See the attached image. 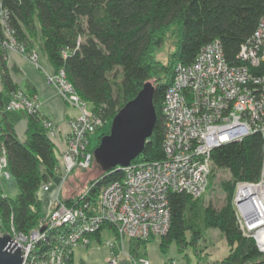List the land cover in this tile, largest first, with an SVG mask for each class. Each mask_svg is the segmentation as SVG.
Returning <instances> with one entry per match:
<instances>
[{
    "label": "trees",
    "instance_id": "obj_1",
    "mask_svg": "<svg viewBox=\"0 0 264 264\" xmlns=\"http://www.w3.org/2000/svg\"><path fill=\"white\" fill-rule=\"evenodd\" d=\"M0 1L16 41L28 48L41 47L52 62L54 72L63 68L79 95L106 122L111 124L118 110L135 97L145 82L154 84L157 118L133 162L164 157L162 102L176 64L193 62L199 51L214 40L221 44L230 63H239L241 44L264 16V0ZM170 34L177 37V47L164 63L154 57V50ZM8 52V48L0 47V73L10 96L20 87L8 67ZM28 93L35 94L31 90ZM3 105L0 91V146L6 149L8 167L19 192L16 197L7 195L0 184V229L10 231L14 226L18 231L29 233L43 217L39 190L59 173L60 153L39 111L25 112L29 125L22 140ZM106 132L97 130L93 135L89 146L92 153ZM263 145L264 137L255 132L214 148L212 158L216 167L230 172V178L220 183L226 192L225 203L217 208L210 202L203 205V195L193 197L185 192H172L169 196L171 224L168 232L160 237L161 251L167 252L172 243L182 251L190 244L195 245L205 228L216 227L226 239L229 251L211 264H264V253L239 226L233 201L238 181L260 178ZM93 161L96 162L94 156ZM121 175L122 171L114 167L91 179L87 188L89 199H95L107 183ZM74 191L65 197L61 190L59 196L70 204L86 190ZM101 232L100 229L94 234L98 240Z\"/></svg>",
    "mask_w": 264,
    "mask_h": 264
},
{
    "label": "built area",
    "instance_id": "obj_2",
    "mask_svg": "<svg viewBox=\"0 0 264 264\" xmlns=\"http://www.w3.org/2000/svg\"><path fill=\"white\" fill-rule=\"evenodd\" d=\"M0 25V47L16 49L37 63L38 50L13 37L1 1ZM237 57L239 63H230L221 44L214 40L193 62H178L162 102L164 157L116 166L121 177L107 183L95 199H89L86 189L70 204L59 196L61 184L76 166H91L94 153L89 146L105 120L79 95L63 68L47 74V81L80 111L69 122L58 166L61 183L49 211L29 233L14 226L9 231L23 251L22 264H71L75 249L91 245L92 237L102 228H111L115 236V241H106L110 247L107 262L120 264L116 243L123 247L126 239L165 235L171 224L170 194L185 192L199 197L206 192L215 147L255 132L264 137V16L241 44ZM3 108L39 111L36 95L21 88L9 96ZM42 123L50 136L55 135L54 120L44 117ZM3 176L10 177L11 172L1 145L0 180ZM52 183L51 179L42 184L39 192L49 190ZM233 201L242 232L264 253V160L258 180L236 183ZM129 256L133 264L150 263L146 256ZM168 264L180 263L173 258Z\"/></svg>",
    "mask_w": 264,
    "mask_h": 264
},
{
    "label": "rangeland",
    "instance_id": "obj_3",
    "mask_svg": "<svg viewBox=\"0 0 264 264\" xmlns=\"http://www.w3.org/2000/svg\"><path fill=\"white\" fill-rule=\"evenodd\" d=\"M177 37L174 34H170L165 36L163 42L156 46L154 50V57L164 63L169 60L170 55L176 50L177 47ZM112 122V121H111ZM111 124L109 122H104L102 126H99L98 131H106L109 132ZM102 168L97 162H92L91 166L84 168L80 165L76 166L63 180L61 184L62 195L68 197L71 195L73 190L74 193H78L79 191H84L88 188L91 179L99 176L102 173ZM214 174L210 178V184L203 194L202 203L203 205L212 203L215 207H221L226 201V192L221 187V181L227 180L230 178V172L224 168H215ZM59 177V175H58ZM57 177V178H58ZM0 184L2 190L7 195L12 197H16L19 188L14 176L6 177L3 176L0 180ZM43 192V191H42ZM43 213H47L45 211V204L43 203ZM101 239L94 235L92 237L91 245L87 246V249L84 248H76L75 249V258L72 264H108V256L110 254V247L106 245V241L111 239L115 241L114 232L111 228L101 230ZM128 241V239H126ZM133 246L135 248L132 249L135 256L139 257L141 255H148L151 259V263L149 264H162L159 260L161 256L164 255L162 251L159 249V237H152L148 242L138 243L135 239L132 240ZM227 243V242H226ZM119 244L116 243V247L118 248ZM196 253H190L192 255V261L197 260L199 263H211L214 259L220 258L225 253L228 252L225 238L219 228L216 227H208L203 230V236L199 238L195 245H188V250H193ZM208 249L207 253L206 250ZM227 251V252H226ZM168 253V252H167ZM169 253H176L175 245L172 243L169 248ZM181 261H185V257L179 255ZM123 255L119 257V262L124 259ZM191 258V257H190ZM127 259V258H125ZM131 263V262H130ZM137 264H146L144 262H138Z\"/></svg>",
    "mask_w": 264,
    "mask_h": 264
},
{
    "label": "crops",
    "instance_id": "obj_4",
    "mask_svg": "<svg viewBox=\"0 0 264 264\" xmlns=\"http://www.w3.org/2000/svg\"><path fill=\"white\" fill-rule=\"evenodd\" d=\"M36 49L38 50L37 63L30 60L16 49L9 50L7 63L12 78L19 85V87L21 89H25L27 92L31 90L36 94L40 114L44 117L51 118L56 122L57 130L55 135L51 136V138L55 143L56 149L60 153L66 148V135L70 130V126H69L70 119L76 116L80 110L78 107L68 103L63 98L59 88L55 84L49 83L47 81V74L54 72L55 70L54 66L41 47H37ZM0 91L2 92V98L5 103L8 100L9 95L4 89L1 73H0ZM5 111H6L5 112L6 116L10 120H12L18 137L24 140L26 138L28 125H29L28 115L20 110H5ZM57 177L58 175H56L52 179L53 183L49 190L39 192L42 200V213L44 212L43 203L45 204V211L47 210V208L49 211L53 199L56 196L57 187L61 183V177L60 176L58 178ZM43 215H45V213H43ZM226 242L227 241L225 239V244L227 250L229 251V246L228 243ZM173 244L175 245L176 253H169V249L167 251L168 253L162 251L164 255L161 256V258H159L162 264H168V262L173 258L179 260L180 264L199 263L197 260L196 261L191 260L193 255L192 253L193 252L196 253L194 249L191 251L190 250L186 251L188 247H185L182 251H180L176 246V244L175 243ZM158 246L160 249V237H159ZM79 248L87 249L86 247H82V246H79ZM133 248L135 247L133 246V243L130 239L128 241L127 240L124 241L123 247L117 248L119 257L123 255V257L127 258V259L124 258L121 261L122 263L120 264H133L129 256V255L135 256L132 251ZM207 251L208 249L206 250L205 253H207ZM227 253H225L220 258L214 259L213 261L223 258ZM179 255L184 256L185 261L182 262ZM144 256L148 257L151 263L150 257L148 255H144ZM74 258H75V253L73 255L72 262L74 261ZM211 263H205V264H211Z\"/></svg>",
    "mask_w": 264,
    "mask_h": 264
},
{
    "label": "water",
    "instance_id": "obj_5",
    "mask_svg": "<svg viewBox=\"0 0 264 264\" xmlns=\"http://www.w3.org/2000/svg\"><path fill=\"white\" fill-rule=\"evenodd\" d=\"M155 86L144 83L139 92L114 115L108 133L94 150L96 162L103 171L128 166L142 151L150 136L157 112L153 102ZM23 251L9 231L0 229V264H22Z\"/></svg>",
    "mask_w": 264,
    "mask_h": 264
},
{
    "label": "bare ground",
    "instance_id": "obj_6",
    "mask_svg": "<svg viewBox=\"0 0 264 264\" xmlns=\"http://www.w3.org/2000/svg\"><path fill=\"white\" fill-rule=\"evenodd\" d=\"M217 168L216 165L214 164L213 168H212V171ZM235 193V192H234ZM118 248H120V245L118 246ZM116 250H117V247H116Z\"/></svg>",
    "mask_w": 264,
    "mask_h": 264
}]
</instances>
